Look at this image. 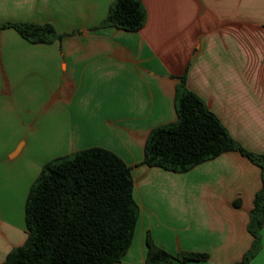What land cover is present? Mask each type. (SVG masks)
Here are the masks:
<instances>
[{
    "label": "crops",
    "instance_id": "0c3cea01",
    "mask_svg": "<svg viewBox=\"0 0 264 264\" xmlns=\"http://www.w3.org/2000/svg\"><path fill=\"white\" fill-rule=\"evenodd\" d=\"M114 1L0 0V25L52 24L64 34L33 44L0 31V135L13 136L0 145V264L27 239L30 162L16 176L8 159L24 135L53 158L100 147L132 168L140 217L117 264H147L148 235L173 256H208L173 264H237L253 243L260 167L231 151L172 173L144 164V148L177 120L185 77L234 140L264 157V0H140L146 23L133 33L100 28ZM261 236L249 264H264V228Z\"/></svg>",
    "mask_w": 264,
    "mask_h": 264
},
{
    "label": "trees",
    "instance_id": "16d2710c",
    "mask_svg": "<svg viewBox=\"0 0 264 264\" xmlns=\"http://www.w3.org/2000/svg\"><path fill=\"white\" fill-rule=\"evenodd\" d=\"M146 23L140 0H115L100 28L138 32ZM33 44L61 41L52 24L4 23ZM177 120L155 128L148 136L143 163L172 173H186L223 153L237 151L262 171L248 231L253 243L237 264H249L262 249L264 228V157L246 151L192 92L186 78L176 86ZM140 217L134 198L132 168L113 152L93 147L47 163L32 184L25 204L27 239L4 264H117L128 253ZM147 264L174 260L203 261L206 254L173 256L146 238Z\"/></svg>",
    "mask_w": 264,
    "mask_h": 264
},
{
    "label": "rangeland",
    "instance_id": "374dc122",
    "mask_svg": "<svg viewBox=\"0 0 264 264\" xmlns=\"http://www.w3.org/2000/svg\"><path fill=\"white\" fill-rule=\"evenodd\" d=\"M15 137L17 140L18 136ZM22 137L23 140L19 142L16 149L8 157L12 167L10 169L14 170L15 175L18 176L19 173L21 172L20 170L23 168V165H26L28 162H30V167H28L29 165L25 167L26 169L29 168L28 169L29 171H27L25 174H29L28 177L31 180V182L33 181L35 182V178L39 176L40 174L39 172H41L43 167L57 157L53 158V153L51 152L44 153L37 150L36 149L37 145L32 143L34 141L32 136L29 137L27 135H24ZM12 138L13 136L7 137L4 135H0V145H2L1 143L11 142ZM26 139L28 140L27 145L22 149V151L17 156L11 158L10 156L18 151V149L22 146V144L25 142ZM34 156L39 157V159L38 158H37L38 160L33 159ZM34 160H36V162Z\"/></svg>",
    "mask_w": 264,
    "mask_h": 264
}]
</instances>
